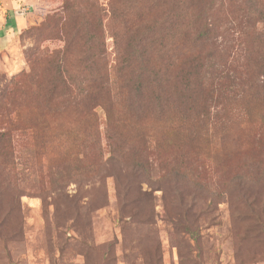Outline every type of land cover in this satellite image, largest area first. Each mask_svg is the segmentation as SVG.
Returning <instances> with one entry per match:
<instances>
[{
  "label": "rangeland",
  "instance_id": "374dc122",
  "mask_svg": "<svg viewBox=\"0 0 264 264\" xmlns=\"http://www.w3.org/2000/svg\"><path fill=\"white\" fill-rule=\"evenodd\" d=\"M76 2L84 9L98 4L107 13L102 37L109 65L115 59L109 3L131 13L136 23L140 11L147 21L159 18L133 0ZM173 5L183 15L178 23L191 25L192 36L209 31L192 42L187 57L200 54L202 66V99L193 104L189 133L196 130L195 136L210 142L187 167L205 189L195 201L202 214L191 218L198 243L175 227L166 209H177L178 201L167 198L155 181L129 176L133 196L146 192L152 200L141 215H121L113 177L100 182L97 170L89 169L96 153L75 149L67 155L51 143L37 144L31 128L38 126V113L28 104H40L34 93L42 87L36 83L68 37V30L62 34L61 24L51 26L49 18H69L74 11L64 10L65 0H0V264H264V215L257 219L264 199V0H166L162 6ZM48 23L46 31L42 26ZM94 113L105 158V112L96 107ZM63 115L39 120L48 140L66 130ZM183 136L175 134L171 145L164 137L168 145L161 164L146 154L149 178L161 177L163 164L183 152ZM235 174L250 180L233 183ZM258 176L254 186L251 179ZM248 200L258 209L256 219L246 211Z\"/></svg>",
  "mask_w": 264,
  "mask_h": 264
},
{
  "label": "trees",
  "instance_id": "16d2710c",
  "mask_svg": "<svg viewBox=\"0 0 264 264\" xmlns=\"http://www.w3.org/2000/svg\"><path fill=\"white\" fill-rule=\"evenodd\" d=\"M133 1L139 8L151 9L159 18L147 21L148 14L140 11L136 14V23L131 19V13L109 3L108 15L114 30L110 37L115 50L112 65H109L102 37V20L107 13L98 4H90L84 9L77 2L65 0L63 9L74 13L69 18H49L51 26L61 24L62 34L68 30L65 35L68 37L63 40V49L55 54L49 64L46 63V71L41 75L40 82L36 83L42 89L34 93L35 103L40 104H28L34 105L33 110L38 113L35 118L38 126L31 130L38 145L51 143V147L61 149L67 155L75 149L87 155L96 153L97 161L90 163L89 169H94L93 172L97 170V180L100 182L105 175L113 177L121 215H141L152 200V195L146 192L133 196L129 176L143 175L150 183L155 181L167 198L174 197L178 201L177 209H166L175 227L198 243L200 237L191 218L202 214L196 213L195 201L205 189L200 181L188 174L187 167L192 157L197 159L196 155H203L202 147L208 141L195 136L196 130L189 133L188 118L192 114L193 104L202 97V92H199L202 66L200 54L196 53L198 56L191 60L187 57L192 42L202 39L209 31L203 30L192 36L189 32L191 25L178 23L183 17L178 8L175 5L169 9L162 6L166 0ZM139 15L144 18L141 19ZM42 27L46 31L51 29L49 23ZM52 32L56 33V30ZM262 52L264 54V47ZM261 65L262 61L259 68ZM96 107H101L105 112V138L109 149L105 158L94 113ZM52 113L64 114L68 121L66 130L55 132L49 142L46 127L39 120ZM167 116H172V120L168 121ZM157 132H162V137L158 138ZM182 133L185 137L179 142L183 145V152L171 156V160L163 164L166 169L161 177L157 180L149 178V155L146 154H153L161 164V160H165L161 155L168 145L164 137L170 138L171 145L173 136ZM46 147L50 148L49 145ZM131 154L137 155L131 158ZM105 168L111 171L107 172ZM102 170L105 174L100 173ZM245 177L235 174L230 181L247 183L250 179L246 180ZM251 180L254 186L259 184V176L255 182ZM170 187L172 190L166 193ZM215 195L217 199L223 198V194ZM185 201L191 204L184 209L181 207ZM253 203L254 200L245 201L246 211L256 219L258 209ZM261 204L257 219L264 215V199Z\"/></svg>",
  "mask_w": 264,
  "mask_h": 264
}]
</instances>
